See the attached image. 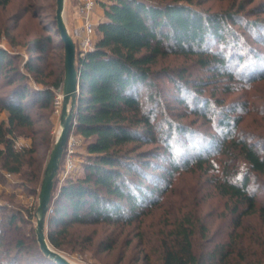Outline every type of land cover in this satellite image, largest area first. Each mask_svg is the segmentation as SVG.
Returning a JSON list of instances; mask_svg holds the SVG:
<instances>
[{
  "label": "trees",
  "instance_id": "16d2710c",
  "mask_svg": "<svg viewBox=\"0 0 264 264\" xmlns=\"http://www.w3.org/2000/svg\"><path fill=\"white\" fill-rule=\"evenodd\" d=\"M9 2L0 0V7ZM102 7L92 49L82 55L76 50L75 57L79 93L73 132L83 140L82 173L65 179L56 194L55 179L45 221L49 244L62 251L71 243L91 244L90 236L81 242L78 235L70 240L69 231L105 225L114 229L97 247L109 254L120 243L123 249L116 264L126 256V264H264V199H259V191L264 192V132L250 136L238 130L243 118L232 115L240 105L230 108L201 100L193 112L215 123L216 135L185 138L187 147L180 138H189L193 129L166 116L159 119L157 111L160 79L171 84L177 103L186 102L181 97L182 88L190 83L185 73L173 77L169 70L154 69L158 59L169 54L194 59L211 75L206 82L234 80L237 72L248 85L264 80V59L256 53L248 63L240 55L233 29L237 12L210 13L157 0H108ZM248 25L264 27L259 21ZM44 30L46 35H37L30 44L36 57L22 66L0 49V115H7L0 121V175L21 176L26 190L40 181L41 168L34 158L38 142L15 151L14 136L21 128H33L35 117L48 123L42 111H52L54 91L62 90L64 76V50L59 63H48L47 48L56 42L51 31L63 47L55 13ZM253 38L264 45L257 33ZM240 44L245 51L246 44ZM196 89L194 95L199 97ZM253 107L243 103L241 108L250 114L256 112ZM258 114L263 118L258 126L264 129V109ZM37 132L49 143L47 130ZM147 145L154 147L141 150ZM159 160L167 164H158ZM197 171L209 176L212 193L223 201L220 222L212 232L198 211L184 204L158 214L173 178ZM5 212L0 216V246L7 231L24 221L19 210ZM147 218L153 223L147 224ZM14 247L21 252V239ZM36 258L41 264H57L40 249Z\"/></svg>",
  "mask_w": 264,
  "mask_h": 264
},
{
  "label": "rangeland",
  "instance_id": "374dc122",
  "mask_svg": "<svg viewBox=\"0 0 264 264\" xmlns=\"http://www.w3.org/2000/svg\"><path fill=\"white\" fill-rule=\"evenodd\" d=\"M70 1L65 0L63 18L65 20L66 8L70 5ZM163 2L183 3L189 4L194 9L214 13V12H237L236 18L237 24H234V33L238 36L239 47H241L240 55L242 59L249 63V58L258 53L260 59H264V45L261 43H255L253 34L257 33V36L264 39V27L256 28L248 25L249 22L259 21L264 23V0H157ZM68 9V8H67ZM56 10V0H10V2L3 7H0V49L6 50L13 57V62L18 63L20 66L24 65L29 59L36 57V54L30 52L32 49L31 42L38 36L46 35V24L50 20L52 13ZM68 24V23H67ZM80 31L79 33H81ZM50 35L55 44L48 46L47 51L51 59L48 63H59V56H63V47L60 46L59 39L55 37V31H51ZM70 35V34H69ZM71 36V35H70ZM72 38V36H71ZM97 34H95L94 40H96ZM75 46H77V39L72 38ZM244 42L246 44L245 51L240 44ZM61 47V48H60ZM222 50V49H221ZM227 52V50H226ZM195 60L191 58H185L179 55H166L158 59L154 69L157 70H169L172 76L185 73V79L190 82L188 88H182L183 95L181 97L186 98L184 105L177 103V93L172 89L171 84L164 79L157 81L158 85L162 89V95L160 97V106L158 107V118L161 119L164 116L171 120L182 123L189 127L193 135L187 138V135H183L181 139V145L189 147L186 139L197 140L198 137H203L199 133L205 135H216L215 123L211 120H206L204 117H199L193 111L198 105V101H219V106H229L230 108L237 107L238 110L234 112L232 116H240L243 118L242 124L238 127V130L243 131L250 136L252 134L263 133L264 129H261L258 124H262L263 118L258 113L264 109V80L256 81L252 85L245 84L240 78V69L235 71L234 80L218 78L217 80L206 82L211 77L205 70H201L194 63ZM240 68V67H239ZM236 69V68H233ZM25 71V70H24ZM26 73V72H25ZM202 80L203 84L199 85L198 80ZM33 81H31L32 83ZM197 88V89H196ZM192 91H191V90ZM200 95L196 97L194 92ZM6 89L2 90V93ZM57 91V90H56ZM54 91V95L56 93ZM198 91V92H197ZM146 95V91L143 92ZM180 97V96H179ZM54 98V97H53ZM54 100L52 101V111H42L43 115L47 117L48 123L39 121L36 117L33 118V128H21L14 136V146L19 151L21 149L28 150L32 147L33 140L38 142L37 152L34 156L37 164L41 168V177L39 184L32 190H26L22 184V178L19 175H11L6 172H2L0 175V216H3L5 210L16 209L21 211L24 216V221L19 220L18 228H14L7 231L4 242L0 246V263L1 264H41L38 258H36L39 247L36 241L35 227H36V208L37 197L41 181L43 179V172L45 165L48 161L50 152L52 150L55 139L57 138L61 126H60V113L54 114ZM249 103L255 109L256 112L244 113L242 111V104ZM3 117L0 115V121ZM43 128L47 130L50 137L49 143L42 139L41 134L35 133L38 129ZM237 130V132H238ZM264 136L263 134H261ZM70 137L76 143L74 161L75 169L72 174L69 175L72 179L79 176L82 173L81 163L84 161L85 150L83 146L82 138L75 134L70 133ZM154 146H143L141 150H148ZM184 147V146H183ZM182 147V148H183ZM178 149V148H177ZM175 149V150H177ZM186 150V149H185ZM158 164L166 165V162L158 161ZM64 167V159L62 158L59 164L57 173V181L55 185L54 194L57 193L60 184V175L62 174ZM209 176H202L201 172H181L177 174L171 181L168 192L162 198V205L158 210V214L163 212L173 211L179 205L184 204L187 209L197 210L200 217L203 218L205 225L209 228V231H214L218 226L220 220L218 215L222 210L223 201L212 193L211 185L206 179ZM166 196V197H165ZM259 199H264V192L259 191ZM2 208V209H1ZM29 213L32 214L29 217ZM152 222L151 218H147V224ZM153 223V222H152ZM2 225H0V229ZM51 229H57L52 227ZM114 228L111 226H85L74 227L69 231L70 240L75 239L78 235L79 242L84 237L90 236L93 240L91 244L81 242V246L73 247L72 243L67 246L63 251L55 249L61 253L66 259L73 264H116L122 253L123 246L119 245L109 254H106L99 250L97 243L100 239L104 238L107 232L112 231ZM48 227L45 224L44 232L47 238ZM127 231V230H126ZM134 234L132 232L129 237ZM125 235V234H124ZM121 240L124 236H121ZM21 239L23 247L21 252L14 247L13 239ZM68 238V237H67ZM49 243V242H48ZM73 247V250L71 248ZM127 257L121 263L126 264Z\"/></svg>",
  "mask_w": 264,
  "mask_h": 264
},
{
  "label": "water",
  "instance_id": "95a60500",
  "mask_svg": "<svg viewBox=\"0 0 264 264\" xmlns=\"http://www.w3.org/2000/svg\"><path fill=\"white\" fill-rule=\"evenodd\" d=\"M64 2L65 0H56L55 10L56 29L64 50V76L61 90L62 103L59 118L61 129L55 139L48 161L45 165L43 179L39 188L37 197L38 204L35 214V235L39 249L47 259L57 264H73L50 246L44 232L45 221L49 213L48 210L51 202V195L54 189V182L57 177L59 164L69 135L74 127V113L77 107V97L79 93V75L75 67L76 46L69 35L64 22Z\"/></svg>",
  "mask_w": 264,
  "mask_h": 264
},
{
  "label": "built area",
  "instance_id": "2783aa9c",
  "mask_svg": "<svg viewBox=\"0 0 264 264\" xmlns=\"http://www.w3.org/2000/svg\"><path fill=\"white\" fill-rule=\"evenodd\" d=\"M76 12L81 20V33L77 37V46L76 50L80 55L84 54L87 51H90L94 44L95 38V25L92 22L91 13L96 4V0H76ZM54 114H59L61 110V103H62V91L57 90L54 95ZM74 129V127H73ZM72 129V132H73ZM71 132V133H72ZM75 147L76 143L72 137L67 140L66 146L64 148V152L62 158L64 159V167L62 174L60 175V181L63 182L65 179L72 174L73 170L75 169V161H74V154H75ZM15 151H19L13 145ZM51 211H49L50 213Z\"/></svg>",
  "mask_w": 264,
  "mask_h": 264
},
{
  "label": "crops",
  "instance_id": "0c3cea01",
  "mask_svg": "<svg viewBox=\"0 0 264 264\" xmlns=\"http://www.w3.org/2000/svg\"><path fill=\"white\" fill-rule=\"evenodd\" d=\"M76 0L70 1V5L66 8L65 11V20H66V27L68 33L72 36V38L75 40L79 36V32L81 29V20L76 12ZM108 0H96V4L92 10L91 18L92 22L94 23L95 27L96 25L103 19V4H106ZM68 23V24H67ZM3 117L2 120H5L7 115L5 112L1 114Z\"/></svg>",
  "mask_w": 264,
  "mask_h": 264
}]
</instances>
